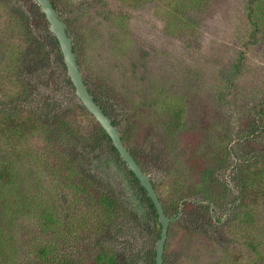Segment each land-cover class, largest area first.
Returning a JSON list of instances; mask_svg holds the SVG:
<instances>
[{"label": "rangeland", "instance_id": "rangeland-1", "mask_svg": "<svg viewBox=\"0 0 264 264\" xmlns=\"http://www.w3.org/2000/svg\"><path fill=\"white\" fill-rule=\"evenodd\" d=\"M57 1L63 10L60 16L70 21L71 37L81 40L77 53L83 79L87 85H99L98 94L103 102L113 105L120 135L130 129L134 140L128 148L138 152L145 173L166 203L175 198L177 184L182 187L197 184L195 174L209 164L212 147L222 145L223 138L231 136L230 166L213 171L221 182L222 186H215L223 191V197L211 203L199 192L185 201L191 204L193 214H184L182 204L177 207L181 209L178 214L167 213L169 218L177 215L178 218L169 225L163 263L264 264V161L252 160L256 152L264 153V0H256L255 13L250 17L247 12L250 0ZM9 5L18 6L16 0L9 1ZM107 12L111 14L109 19L102 16ZM3 23L0 17V30ZM257 27L261 30H255ZM37 36L38 45H34V40L21 43L19 33L15 35L16 48H0L1 71L13 56L19 55L21 59L15 71L0 72V95H15L13 102L20 97L17 100L21 104V111L17 112L20 122L32 113L42 125L47 103L43 99L49 87H54L52 83L46 84V78L55 59L54 54L41 57L47 52L45 37L46 42L48 37L42 32ZM0 44L5 46L6 38L1 37ZM28 62L32 65L29 69L22 66ZM235 63L239 66L236 76H229ZM22 87L29 90V95L18 93ZM74 100L64 104V99L57 97L56 110L71 118L76 136H65L63 130L55 129L56 124L53 129L63 137L68 152L79 158L83 152L80 135L92 137V123L96 121L76 97ZM174 101L185 107L186 132L181 153L177 150L182 147L176 151L174 148L176 135L162 126V110L153 107V103ZM43 135L41 130L25 131L21 140L13 138L14 135L7 138L0 135V162L9 167L10 184L16 183L0 186V264H33L37 261V244L41 240L51 242L54 234L50 225L42 232L36 219L24 214L19 196L11 190L16 187L19 191L30 182V176L34 178V170L19 157L24 148L38 150L36 155L46 154V184L42 180L39 185V189L44 187L46 202L48 195L53 208L69 202L62 198L58 201L60 196L52 198L54 185L49 179L64 181V174L57 176L59 162L55 153L47 152L41 141ZM196 143L200 145L193 146ZM83 165L77 160L80 174L75 179L87 175L88 169L94 185L92 190L89 186L76 195L79 210L92 205L96 191L103 192L101 188L98 190V183L108 192L111 181L126 210L118 212L102 242L125 256L126 264H146L148 251L155 249L158 238L151 220L144 219L139 226L129 215L144 216L146 208L138 203L140 196L134 192L135 188L123 183L127 179L125 166L107 150L89 166ZM238 176L247 180L245 187ZM55 212L61 234L69 223L63 212L60 215ZM124 213L128 214L126 221ZM70 229L75 232L68 238H53L57 251L72 254L79 259L78 264H96L99 244L95 243L94 233Z\"/></svg>", "mask_w": 264, "mask_h": 264}, {"label": "trees", "instance_id": "trees-1", "mask_svg": "<svg viewBox=\"0 0 264 264\" xmlns=\"http://www.w3.org/2000/svg\"><path fill=\"white\" fill-rule=\"evenodd\" d=\"M9 1L11 0H0V17L4 20L3 29L0 30V38L4 37L7 40V44L5 46H2V44H0V48L3 50H12L13 48H16V46H18V43L16 42L15 35L19 33L22 36V39H20L21 43L29 44L31 40H34V45H38V32H42L44 33V35L46 34L48 37V42H46L45 37V43H47V52L45 50L44 55H41V57H46V54H54V67H50L51 69L49 68L51 72L49 73V75H47L46 78L48 80L46 84H48L49 86V83H52L54 87H49L50 90L47 92L46 98L43 99L45 103H47L44 106L45 112L42 117L45 119H43L42 125L40 124L39 119L32 113L28 116L27 119H25L24 122H20V118L17 113L21 111V104L17 101L20 97L16 98L13 102V98L15 95H5L4 97L0 95V135L5 138L14 135L13 138H16V140H21L25 135V131L41 130L44 134L41 137V141L45 143L46 148L48 149L47 152L51 150V154L55 153V157L59 162V173H57V176L61 173L64 174V181H57L55 177L49 179V181L52 180V183L54 185L52 198L54 196H60L58 201H60L61 198L69 200L68 204L64 202L59 208H53V206L49 203V195L47 198L48 201L46 202L44 187L39 189V185L42 180H45L46 184V154L41 153L40 155H36L38 150H27L24 148L19 157L28 163V166H30L29 168H32L34 170L32 171L34 172V175H32L34 178H31L30 176V182L26 183V186L23 185L19 189V191L16 189V187H11V190L15 192L17 196H19L21 202L20 208L24 210V214L30 216L34 220L36 219V223L42 230V232H46L47 225H50V228L54 230L53 236L55 235L54 237L52 236L51 242L41 240V242L37 244V261L33 264H78L79 259L74 258L72 254L67 252H58L55 247L57 242L53 239L60 237L64 239L68 238L72 233L75 232V230H71L70 227H75L76 230L88 229L89 231L94 233V236H96L95 243L99 244V249L94 258L96 264H126V260L124 258L125 256L116 253V250H114L113 248H107V246L102 242V239L106 235H108L106 232L107 229H110L112 227V224L115 222L118 216V212L120 210H126V207L122 203L120 196H118V194H116L115 192L113 193L111 190L112 188H110L108 192L104 191L103 184L98 183V190L101 188V191L103 192L100 193L96 191L97 193H95V195L93 196V201H91L92 205L87 202L90 207H87L86 210L81 212L78 208V204L76 203L79 199L76 198V195L87 190L89 186L92 187V190L94 183L92 184L90 180V176L92 175L90 174V171L88 169H86L88 172L87 175L81 177V179L79 180L75 179L76 175L80 174V172H78L79 170L77 169V160H80L84 164L83 167L89 166L91 163L101 158L102 152L104 150H107V152L113 154L116 161L121 166L123 165L124 167L125 165L119 158L117 151L112 146L109 137L105 134V132L97 122L92 123L94 132L92 133V137L87 136L82 138V136L80 135L81 139L79 140L83 143V152L81 157L78 158L77 155L68 152L70 149L65 146L63 137L53 129V124H56L55 129L63 130L65 136L72 137L73 135L76 136L77 134L74 131L72 123L70 122L71 118L67 115L62 116L64 111L58 112L56 110L57 97L64 99V104L70 101H75L74 90L70 80L67 77L66 68L63 63V58L58 43L55 38L49 33L45 17L42 13H40L38 6L33 3V0H16L18 4L16 8L11 7L9 5ZM50 1L55 9H57L59 12L63 11L60 1ZM256 4V0H250V2L247 4V12L249 17L250 15L255 13L254 8H256ZM76 8L77 7H74L73 10H76ZM102 10L103 9H100V11ZM100 11L98 12L100 13ZM60 14L63 15V13ZM102 16L109 19L111 14L107 12L103 13ZM114 21L116 22V19ZM65 22L68 25L69 31L70 21L66 20ZM255 30H261V27H257L255 28ZM73 39V51L76 54L79 69H81L77 53V47H79V41L81 40L75 37ZM20 60L21 59L19 55L13 56L11 58V61L8 62L7 65H5L4 71L0 70V72L2 73L5 71H9V69L15 71L17 69L18 61ZM8 64H10V66H8ZM22 66L29 69V67L32 65L30 62H28L27 64H23ZM33 67L35 68V70H37L36 65H33ZM238 69L239 66L235 63V65H232L229 69L228 75L236 76ZM55 76H58V78L56 79ZM229 79H231V77H229L228 80ZM53 81L55 83H53ZM84 83L88 89V92L92 95L95 103L101 108L103 113L111 119L112 124L118 128L119 123L117 120H115V118H113V116L116 114H114L111 109L113 108V105L105 103V101L103 102V99L98 94V92L101 90V87L99 85H87L85 79ZM18 93L24 96L26 94L29 95V90L26 87H22ZM50 99L51 101H49ZM220 99H223V96H221ZM6 104L8 105V107H6ZM81 107L85 109L83 106ZM153 107L156 109L160 107L163 115L162 126H167L169 128L168 133L171 135H176V138H178L176 143H174L175 151L177 148L184 146V134L186 132L184 128V104L175 101L174 103H153ZM20 126L21 129H19ZM225 131L227 132L226 129ZM121 139L124 145H126L128 148L129 144L134 140L130 133V129L123 131ZM181 139L183 140L180 143ZM229 139H231V136H225V138H223V146L221 144H218V146L212 147L214 149V152L211 154L212 157H209V164L206 165V167L203 169L204 171L200 170L201 172L198 175L195 174L197 184H187L183 187L177 184L175 187V191L177 192L175 193V198L169 200V202L167 201V203L164 201V198L158 196L166 215L169 211H172L173 215H176L177 211H180V208H177L179 207V204H182V206L184 205V214H193L194 209L191 208V204L188 205V203H185V201H187V197L192 196L193 194H198L199 192H202V194L206 196L205 198L211 203H215L216 200H221V198L223 197V191H219L215 186H220L221 182L220 180L218 181L216 179L217 177H214L213 171L214 169L218 168L228 169V167L230 166L231 148H229L228 146V143L230 142ZM199 145L200 143H196L193 146ZM182 149L184 148L182 147L178 149L177 153H181ZM215 149H217L216 152ZM127 150L132 155L139 167L143 170L144 162L137 154L138 152L133 148H128ZM200 155L201 158H203V155ZM252 160L253 162H263L264 153L261 154L256 152L253 155ZM48 168L51 170L50 167ZM259 172L262 174L261 171ZM27 173L30 174V171H28ZM41 173L43 174L42 177ZM127 174L132 178V181L135 184V190L140 196L139 203L144 204L146 208V214L144 216L137 215L135 213H130L129 215L132 216L131 218L139 226L142 224V221H144V219L148 221L151 220V226L155 229L156 237L158 238L160 233V225L158 223L155 209L151 201L147 197L145 190L140 186L138 180L129 170L126 169V175ZM237 178H239V176ZM239 180L242 183V186L245 187L247 180H245L243 177L242 179L239 178ZM11 182L12 180L9 176V167L6 165V163L0 162V186H2V184L9 185ZM15 184L16 183H13L9 186H15ZM204 184H207L206 187L204 186ZM152 185L157 194L155 185ZM243 193L244 192L242 190L241 195H243ZM91 208L93 209V211L91 210ZM54 210L56 211L55 215H60L63 212L66 223H69V225L65 224L63 227V232L61 234L64 233V236H62L57 229V227H59L60 225L55 221ZM87 210H89L90 212ZM88 212L90 213V215H88ZM123 215L126 221V217L128 214L124 213ZM249 247L255 250L254 246L249 245ZM146 260V264H154V250L148 251Z\"/></svg>", "mask_w": 264, "mask_h": 264}, {"label": "water", "instance_id": "water-1", "mask_svg": "<svg viewBox=\"0 0 264 264\" xmlns=\"http://www.w3.org/2000/svg\"><path fill=\"white\" fill-rule=\"evenodd\" d=\"M33 3L38 6L40 13L44 15L48 25V31L58 43L66 68V74L72 84L76 99L109 137L112 146L117 151L126 169L138 180L140 186L145 190L147 197L151 201L160 225V233L154 249V264H164L163 257L169 225L178 218V215L174 218H169L164 213L163 206L152 186L150 177L136 163L122 142L117 127L112 124L111 119L103 113L101 108L95 103L92 95L88 92L77 64L76 54L73 51V38L68 31L67 23L60 16L59 11L53 7L50 0H33Z\"/></svg>", "mask_w": 264, "mask_h": 264}, {"label": "flooded vegetation", "instance_id": "flooded-vegetation-1", "mask_svg": "<svg viewBox=\"0 0 264 264\" xmlns=\"http://www.w3.org/2000/svg\"><path fill=\"white\" fill-rule=\"evenodd\" d=\"M125 168V167H124ZM125 170H126V168H125ZM144 170V169H143ZM145 172V171H144ZM125 175H126V172L124 173ZM127 176V179L126 180H124L123 179V183L124 184H126V186H127V184H129L130 186L132 185L134 188H135V184H134V182L132 181V178L127 174L126 175ZM109 181H110V179H109ZM127 181V182H126ZM151 182H152V184H154V182H153V180L151 179ZM122 184V183H121ZM110 185H111V187L113 188V183L110 181ZM153 186V185H152ZM122 187V186H121ZM113 190H114V192L117 194V193H119L118 192V190L115 188H113ZM134 192H135V189H134ZM147 195V194H146ZM137 201H138V203H139V197L137 198ZM141 215V214H140Z\"/></svg>", "mask_w": 264, "mask_h": 264}]
</instances>
